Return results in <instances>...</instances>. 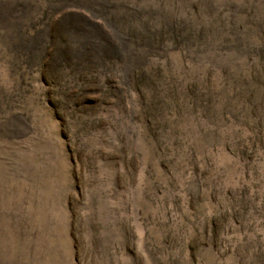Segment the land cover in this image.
Instances as JSON below:
<instances>
[{"label": "rangeland", "instance_id": "rangeland-1", "mask_svg": "<svg viewBox=\"0 0 264 264\" xmlns=\"http://www.w3.org/2000/svg\"><path fill=\"white\" fill-rule=\"evenodd\" d=\"M0 264H264V0H0Z\"/></svg>", "mask_w": 264, "mask_h": 264}]
</instances>
